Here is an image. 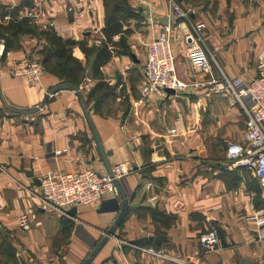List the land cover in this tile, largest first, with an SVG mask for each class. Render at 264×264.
<instances>
[{
  "label": "crops",
  "instance_id": "0c3cea01",
  "mask_svg": "<svg viewBox=\"0 0 264 264\" xmlns=\"http://www.w3.org/2000/svg\"><path fill=\"white\" fill-rule=\"evenodd\" d=\"M174 1L191 10L189 19L169 21L177 75L216 79L222 72L236 87L247 84L264 48V0ZM127 2L150 19L147 47L164 25L160 19L168 17L170 2ZM106 9L104 0H0V264H82L101 241L89 264H264V240L249 218L264 210L257 205V197L262 199L259 181L247 169L225 166L213 155L234 141L229 133L240 123L242 138L244 113L239 105H230L228 95L190 89L164 98L142 97L141 71L138 77L130 52L112 54L100 66L99 78L88 68L92 54L78 89H60L46 103L47 92L61 83L53 74L43 70L37 82L9 75L10 69L39 57L48 44L46 32L99 45ZM18 20H23L21 30L12 36L10 21ZM197 22L206 24L200 35L211 57L208 75L193 69L185 54L188 44L198 42L192 28ZM71 49L82 64L88 62L79 44ZM100 78L114 86V108L109 100L99 110L86 101ZM6 106L39 109L24 114ZM94 131L111 168L123 163L129 169L119 178L127 211L112 236L107 231L121 207L118 193H106L69 217L44 207L40 187L25 174L32 170L40 179L48 170L83 167L107 172ZM34 207L53 218L34 214ZM151 210L170 219L154 218ZM21 214L27 215V229L17 223ZM212 228L220 243L209 252L201 248L199 236Z\"/></svg>",
  "mask_w": 264,
  "mask_h": 264
},
{
  "label": "built area",
  "instance_id": "2783aa9c",
  "mask_svg": "<svg viewBox=\"0 0 264 264\" xmlns=\"http://www.w3.org/2000/svg\"><path fill=\"white\" fill-rule=\"evenodd\" d=\"M170 12L168 23L162 25L156 36L148 43L144 61L141 67L142 82L140 93L142 97H167V88L174 94L185 93L193 89H205V92L222 93L229 96L232 106L239 105L244 113L242 138L240 141L228 142L225 156L230 167H242L251 172L259 181L260 197L264 200V48L258 53L256 75L247 83L236 87L234 82L222 74L216 79L190 77L183 80L177 75V59L173 51V27L170 18L183 20L190 18V9H182L174 0H169ZM206 27L204 22L192 25L198 42L190 43L185 48V54L190 66L199 73L207 74L211 69V57L206 50L200 35ZM12 77L24 76L30 82H37L43 74L39 61L30 60L25 64L8 71ZM53 94L47 92L48 98ZM170 95V94H169ZM174 132V129H169ZM129 169L123 163L112 168V175L83 167L71 172L48 170L40 178L39 198L44 207L66 215L71 207H82L97 202L105 193H118L114 180L119 179ZM258 227V237L264 240V210L259 209L249 217ZM17 223L22 229L29 227L26 214L17 217ZM220 243L215 229H209L199 236V244L205 251H213ZM168 261H178L177 258L161 254L151 248H142Z\"/></svg>",
  "mask_w": 264,
  "mask_h": 264
},
{
  "label": "trees",
  "instance_id": "16d2710c",
  "mask_svg": "<svg viewBox=\"0 0 264 264\" xmlns=\"http://www.w3.org/2000/svg\"><path fill=\"white\" fill-rule=\"evenodd\" d=\"M106 9V16L104 19V26L102 32L104 39L99 45H85L82 41H75L72 39H63L56 35L54 32H46L45 37L48 44L45 45L41 50L42 65L44 69L53 74L60 82L70 81L75 85H78L85 76L87 64L89 63L90 57L94 54V57L90 61V67L88 66L91 75L99 78L101 75L100 66L110 59L112 54L115 55H129V50L124 45V19L129 16L132 11L127 0H104ZM125 16V17H124ZM23 20L10 21L9 29L12 30V36L16 35L21 30ZM119 34L118 41H114L112 37ZM75 44H79L83 51L85 58L88 62L82 64L80 60L72 55V47ZM114 86H110L103 80L98 79L97 83L90 89L87 96V102H92L93 108L99 110L102 108V104L108 99L115 96ZM48 97V96H46ZM44 98L43 103L48 102L49 98ZM226 149V148H225ZM227 161L224 151V157L221 161ZM226 166V165H225ZM257 205L261 207V203L264 200L257 197ZM264 208V207H263ZM151 215L154 218H162L163 220L170 219L156 210H151ZM63 218V216H62ZM64 219V218H63ZM69 220L67 219V223ZM68 230V227H66ZM151 241V240H147ZM12 249L13 247L9 245ZM14 250V248H13Z\"/></svg>",
  "mask_w": 264,
  "mask_h": 264
},
{
  "label": "rangeland",
  "instance_id": "374dc122",
  "mask_svg": "<svg viewBox=\"0 0 264 264\" xmlns=\"http://www.w3.org/2000/svg\"><path fill=\"white\" fill-rule=\"evenodd\" d=\"M176 3H178L179 5V2L176 1ZM130 15L129 16H124L125 19H124V25L127 26L126 30H125V34H124V45H126L129 49L131 48V50H129L130 53H133L136 57V61L134 62H131V65H137L135 67L136 69V74H138L137 76H141L140 75V69L142 67V63H143V54L145 53V47H146V43H144V37L146 36L145 32H147V22L146 21H150V19H146V15L143 14V13H140V11L137 9V8H134L131 12H129ZM145 21V22H144ZM133 47V48H132ZM139 48H141L139 50ZM42 56L43 55H39V57L36 59V61H39L42 65ZM129 60L131 61V58L128 57ZM133 59V58H132ZM42 68L43 70L44 67L42 65ZM134 74V75H136ZM151 97V96H150ZM109 100V101H108ZM108 103L111 102V104H109L112 108H114V106L116 105L115 101L116 99L114 97L108 99ZM125 100H123V103H124ZM126 105V104H124ZM240 123V122H239ZM239 127L237 128V130H234V132L232 133H229L231 136V140H234V141H239L241 139V123L238 125ZM241 127V128H240ZM225 146V145H224ZM226 148V146H225ZM215 154V157L216 158H223L224 157V152H221V150H218L216 151L215 153H213V155ZM217 154V155H216ZM223 156V157H222ZM212 159H216V158H213L211 157ZM224 165L226 166H229L228 162L223 160L222 161ZM249 173H251L249 170H247ZM263 205H261V207H264V202L261 203ZM79 208V207H78ZM34 214L36 215H40L42 218H46V219H51L53 218V215L52 213L50 212H39L36 207H34Z\"/></svg>",
  "mask_w": 264,
  "mask_h": 264
},
{
  "label": "water",
  "instance_id": "95a60500",
  "mask_svg": "<svg viewBox=\"0 0 264 264\" xmlns=\"http://www.w3.org/2000/svg\"><path fill=\"white\" fill-rule=\"evenodd\" d=\"M160 20L164 24H167L168 23V17L161 18ZM132 57L135 58L134 57V54H132ZM135 61H136V59H135ZM60 89H72V90L76 91L78 89V86L75 85V84H73L70 81H64V82H61V83L56 84L52 89H50V92L51 93H54V92H56V91H58ZM166 92H167L168 95L169 94H174V90L173 89H170V88H167L166 89ZM47 98L48 97H46V99ZM6 108H8V109H10V110H12L14 112H20V113H24V114H31V113L37 111L39 109V106H35V107H31V108H15V107L6 106ZM93 134H94L95 142H96V145L98 147L100 156H101L102 161L104 163V166L106 168V171H107L108 174L112 175V168L109 165L108 160H107V157H106V155L108 154V152L107 151H104L103 146H102L101 139L97 135L96 131H94ZM25 174L28 177H31L32 178V180H33V182H34L35 185H37V186L40 185V179L33 176L32 170L25 171ZM114 182H115V184L118 187V194H119V197H120V200H121V207H120V210L118 212V215H117L114 223L112 224V227L107 231V235L108 236H112L114 228L119 225L120 221L122 220L124 214L127 211V197H126V194L124 193V191H123V189H122V187L120 185L119 179H115ZM110 194H113V193H110ZM65 213L69 217H75L76 216V213H77V208L76 207H71V208L67 209L65 211ZM147 239H151V238L148 237ZM140 240H142V239H140ZM159 241H160V237L159 236H156L154 238V243L155 244H158ZM103 243H104V241H101L99 244H97L93 248V250L90 252L89 256L83 261L82 264H89V262L91 261V259L101 249ZM216 264H221V262H217Z\"/></svg>",
  "mask_w": 264,
  "mask_h": 264
}]
</instances>
